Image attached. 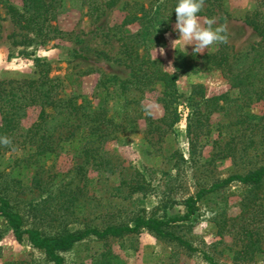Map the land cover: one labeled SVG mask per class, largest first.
<instances>
[{"label":"rangeland","instance_id":"1","mask_svg":"<svg viewBox=\"0 0 264 264\" xmlns=\"http://www.w3.org/2000/svg\"><path fill=\"white\" fill-rule=\"evenodd\" d=\"M105 1L61 0L52 20L57 28L46 38L21 29L0 8V86L16 87L23 80L38 76L41 67L49 68L50 78H59L54 93L56 103L48 117L53 151L38 157L31 145L0 150V185L9 187L8 192L16 197L13 204L24 215L25 223L41 227L50 235L92 226L134 225L140 215L182 214L185 200L196 195L200 185L264 163V147L253 156L252 162L213 156L217 151L214 139L219 138L220 132L218 124L230 121L223 113L212 116L213 132L208 137L201 136L192 146L189 129L192 107L199 103L204 109V100L215 95L229 93L235 98L241 95L239 88L232 87L220 70L180 75L179 120L172 127L165 126L166 132L159 134L148 129V121L162 122L164 115L157 101L159 88L147 92L142 101V117H136L133 128L125 132L116 128L125 109L133 105L125 106V96L120 95L117 83L108 78L131 76L121 37L125 34L139 37L143 26L148 24L145 21L126 24L125 16L132 7L142 15L165 0H118L113 5ZM172 1L163 5L164 14L171 18L159 28L162 43L150 48L151 55L162 59L169 68L182 53L190 57L202 55L194 54L192 46L187 49L181 44L177 49L171 46V41L179 39V33L173 30L177 18L171 11ZM204 11L206 14L199 15L202 21L214 17L216 25L227 26V45L235 54L234 66L244 68L250 62L247 52L261 40L246 19L264 22V0H222L205 5ZM221 45L206 52H214ZM160 48L165 49V54L157 53ZM223 102L221 99L220 103ZM99 107H105L107 117L113 121L101 126L102 129L107 126V130H95L97 139L86 147L90 122L84 121L83 113ZM242 108L251 110V119L264 123V96ZM33 110H28L25 125L36 118L37 111ZM73 131H81L86 137L81 139L79 148L75 147L77 141L71 142ZM104 134L109 135L105 141L98 139ZM142 177L144 188L132 187L144 183ZM61 184L76 192L75 205L66 207L59 201L66 197L59 193ZM247 192L248 186L239 182L210 192L198 201L199 209L190 220L170 228L197 247V251L141 228L107 238L85 236L60 251L63 264H213L204 252L216 258L217 264H238L234 256L247 241L244 229L261 236L264 248V187L257 203L244 199ZM254 255L255 259H246V264H264V251ZM0 264H54V261L42 249L32 246L27 236L18 240L0 213Z\"/></svg>","mask_w":264,"mask_h":264},{"label":"trees","instance_id":"2","mask_svg":"<svg viewBox=\"0 0 264 264\" xmlns=\"http://www.w3.org/2000/svg\"><path fill=\"white\" fill-rule=\"evenodd\" d=\"M118 0H107L106 4L113 5ZM168 1V0H165ZM163 1L156 9L150 8L142 15H138L132 8L125 16L124 23L131 24L136 21L147 22L141 36L125 34L121 37L125 54L129 60L132 74L129 78L121 79L116 76L108 78L116 84L120 90V95L126 99L125 106L132 104L131 109H125L124 118L116 123L117 129L122 132L135 126L136 117H142V101L147 92L160 89L157 101L164 109L162 122L148 121L149 130L153 132H166L167 127H172L179 120L178 113V88L177 81L181 74L190 72L220 70L229 80L234 88H239L240 97H232L229 93L215 95L206 98L205 108L192 107L189 129L192 133L191 142L195 147L201 136L208 137L213 132L212 116L216 113L225 115L230 121H220L218 124L219 138L214 139V147L217 151L214 157L232 158L238 160L249 159L252 162L253 156L264 147V123L261 120H253L251 110H245L247 104L251 105L263 99L264 96V22H255L247 17L246 21L260 35L261 40L256 42L247 52L250 55V62L242 69H236L232 54L227 44H222L214 52H206L197 57H190L185 53L180 54L172 68H169L160 58H155L150 53V48L162 43L163 34L159 28L163 24H168L171 15L164 14ZM222 0H205L204 7L198 15L206 14L205 5L221 3ZM102 3L103 5L105 4ZM178 0L172 1L171 11L175 12ZM61 6V0H0V8H4L21 29L33 32L42 38L49 36L50 32L57 28L52 24L55 18V10ZM147 19V20H146ZM49 68L41 67L39 75L30 79H25L16 87L10 89L0 86V136H8L12 140V145L5 147L0 145V150H14L25 146H34V155L41 157L53 151V135L48 125L50 108L56 103L55 92L59 87V78L48 76ZM106 79L107 81H109ZM223 99L224 102L220 103ZM241 100V102H239ZM233 106H236L235 109ZM141 109H138L140 108ZM33 108L37 111V116L31 123L25 125L24 121L28 115V110ZM238 109L240 112H238ZM133 113V115H132ZM84 121L90 122L84 146L97 139L95 130L102 129L108 121H113L112 117H107L105 107H99L83 113ZM99 136V135H98ZM108 134L98 137L105 141ZM116 136V135H115ZM71 142L77 141L76 148L81 145V139L86 138L81 131L71 132ZM255 156V157H256ZM140 174V173H139ZM141 176V175H140ZM144 183L132 185L135 188H144ZM40 180V179H39ZM37 181V180H36ZM38 182V181H37ZM232 182H239L248 186L245 200L255 201L260 197V191L264 187V163L254 165L246 172L230 174L223 179H216L204 185H200L196 195H191L185 200V210L182 214L163 216H138L134 225H107L104 227L92 226L85 229L69 231L56 235L47 234L41 227L28 226L25 223L24 215L18 211L13 199L16 198L8 192L9 187L0 185V213L5 217L7 224L13 230L18 240L27 236L32 246L42 249L47 257L54 261V264H63L64 256L61 250L70 248L75 242L82 240L85 236L94 235L107 238L109 235H119L124 232H135L141 228H147L167 240L177 241L179 245L190 251L199 250L188 240L177 235L171 227L179 222L190 220L198 211V201L206 194L225 187ZM59 193L66 197L59 201L66 204V207L76 204L77 196L75 191L67 184L58 187ZM68 192V193H67ZM65 199V200H63ZM254 203V204H255ZM242 204L245 206V201ZM247 238L243 247L236 251L234 259L238 264H246V259L254 260L257 251L263 252L261 236H254L252 230L244 229ZM204 256L213 264H217V259L204 252ZM240 260L242 262H240ZM245 262V263H244ZM226 264V263H222Z\"/></svg>","mask_w":264,"mask_h":264},{"label":"clouds","instance_id":"3","mask_svg":"<svg viewBox=\"0 0 264 264\" xmlns=\"http://www.w3.org/2000/svg\"><path fill=\"white\" fill-rule=\"evenodd\" d=\"M205 0H178L175 7L176 23L174 31L179 33V39L171 41V46L177 49L181 44L184 49L192 46L194 54H203L214 45L227 44L229 41L226 25H216V19L199 17ZM160 55L165 54V49H156ZM0 145H12L8 136H0Z\"/></svg>","mask_w":264,"mask_h":264}]
</instances>
